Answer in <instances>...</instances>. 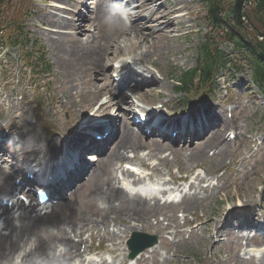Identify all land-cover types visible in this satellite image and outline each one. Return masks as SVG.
Wrapping results in <instances>:
<instances>
[{"label":"rangeland","instance_id":"rangeland-1","mask_svg":"<svg viewBox=\"0 0 264 264\" xmlns=\"http://www.w3.org/2000/svg\"><path fill=\"white\" fill-rule=\"evenodd\" d=\"M27 1L28 3L32 1L33 15L35 16L33 18L30 17L28 19L27 24L29 26V31L32 35H35L37 38L40 39L42 43L46 45L47 57L51 60V62L52 61L54 62V64L52 62V71H53V66H54L53 75H57V79L53 78L54 82L51 85L46 84V86L42 88L43 94L46 95V97H49L50 101L53 99L52 97L53 89L61 82L70 80L76 74L88 75V79L90 80V82L88 84H84L85 86H81V85H77L73 83V85L69 87H76L77 89H81L79 97L86 99L89 94L94 93V89H96L95 87L96 84H97L96 86H100V84H102L100 75L102 73H107L111 70V67H110L111 63L105 62V57L112 56L114 52L116 53L117 51H119V48L121 49H123V47H126L127 49L138 48V46L133 45V44H137L139 45L140 48L149 47V49L152 51L154 55L153 57L154 62L157 63L159 66V68H156L158 71L157 78L160 81H162L161 89H158L156 93L161 91L164 94V96H161L160 94L157 95L155 93L154 94L155 99H156L155 101L151 102L150 99L152 97H149L148 99H144L141 101L137 100V104L143 108H147L149 104H158V105L166 104L165 107L160 108L161 114H164L166 117L174 116V113L168 114L166 112V110H168L169 105L171 103L170 97L173 96L172 94L173 87H172V82L169 79V74H170V70L172 69V67H180L181 69H185V68L191 67L194 64L196 45L198 41L200 40V37L205 32L204 27L200 28V26H205V25L202 20L203 18L202 16L203 12L201 10L202 6L199 3H195V2L193 3V6H194L192 8L193 12L190 14V18H189V24L191 26L189 25L187 29V30H190L191 32L188 35L187 40L186 38L180 39V40L186 41L185 55H183L180 58L172 59L168 56L170 44L166 46V48L164 49L162 47L161 41L155 42L154 44L148 43V45H141L143 43V40L137 37L138 35L142 33L139 28L137 27L131 28L130 30H127V31L123 29L117 30L115 26L105 25L104 21L102 22L96 21L95 31L97 32L94 34L93 37H90V39L94 38L93 43H90L87 46L81 45L77 40H74L72 37H69V36L66 37V39L69 41H66L64 37H59L58 35L45 30V28L47 29L53 28V24L51 23V20H49L50 18H47L44 15V12L47 11L45 7L47 6L49 7L48 3L43 0H27ZM229 15L230 13H228V16ZM36 18L39 20V22L42 21L44 24L40 25L39 22L36 20ZM83 24L86 25V26H83L86 29L88 27H92L90 25L88 26V24L84 22ZM144 25L146 26L147 24L144 23ZM150 28L151 27L148 26L147 30L149 31ZM148 31H143V32H148ZM85 34H86L85 36L81 37L82 40H86V36L89 34L88 31H85ZM95 41L97 43H94ZM70 43H74L72 49L64 48V44H70ZM221 46L224 50L228 52L230 51L228 47H225V42H222ZM93 50H95L96 52L97 50H100L99 55L97 53L96 54L97 56L96 55L94 56ZM83 51L87 52L88 54L82 56ZM100 58H101V61L98 66L97 64ZM118 59L119 57H115L114 61ZM103 63L104 65L102 66ZM241 65H244V64L242 63V61H239L236 67L238 68L243 67ZM103 68H106V71H104ZM94 72H97V73L94 74ZM224 74L226 78L225 80L227 81L225 86L229 89V87L233 84L234 78L233 79L230 78V75H228L227 73H224ZM242 74L243 76H241V74L236 73V75H239L240 77H242L244 80L247 81V78H246L247 76L244 73V71H242ZM248 85H249V88L246 89L245 91L243 90L244 91L243 95H236L230 92L231 96H229V98H231L232 100L230 101V103L232 104L231 105V118H228L227 120L230 122L231 126L229 127V124H228L224 126L223 128L225 129V131L233 129L237 133V136L234 140L228 141L229 142L228 144L229 152L233 153V157H234L235 152L238 149V138L241 137L242 135L239 125L244 124L246 127H248V125L249 126L255 125L263 121L264 119V113L261 112V108L263 106L261 97L257 94V92L254 90V88L249 83ZM62 88H64V85ZM242 88L243 87L240 84L237 86V90H241ZM143 91H144L143 87H135L133 92L135 95L136 92L140 93ZM84 92H87V93L84 94ZM58 96L60 98L61 93H59ZM234 96L236 98H234ZM205 98L199 97L197 100L201 102H198L196 105L189 108L191 109L190 113L202 105L206 107L208 100H210V102L212 103V98H208V99H205ZM97 100H98L97 97L95 96L92 97V100L90 101V107L87 110L76 112L78 110L76 109V106H75L72 108L73 111L75 112L68 113V115L66 114V112L62 111L59 108L61 112L60 116L65 123V126H64L65 134H64L63 144L66 148H69L72 145L75 146L82 139L83 129L81 128V125L89 123L93 119H96L100 117V115H103L107 112V108L100 107L101 109L99 108L97 112L94 111L93 113L92 109L95 103L97 102ZM98 101H103V99L99 98ZM240 103H242V106L239 105ZM125 108L127 107L124 101L119 111L121 115ZM113 112L116 113L118 112V110L115 109L112 111V113ZM72 116H76V118L73 122V125L71 126V124L66 123V122ZM25 118L29 119V116L25 115ZM70 126L71 128H69ZM223 134H224V131L222 132V135ZM225 137L226 135L224 134V138ZM221 143H222V140H220L219 144L221 145ZM255 144H256V141H253L251 145H246L245 147L247 149H251V147H254ZM260 148L261 150L258 153L259 155L258 164L259 165H256V167H253V163H250L247 166L248 175L247 177H244L242 179V184L240 186H233L230 188L231 190H233L232 192H230V196H232L233 194L234 195L236 194V196H232L228 198L227 200H225L224 202H222L221 199H223L225 197V194L229 192V188H228L226 190L221 191V193L217 195L218 201H215V202L211 201L208 204L209 213L207 215L208 216L210 215L208 220H211L217 214V212L221 211V209H223L225 206L231 205L233 203L235 204L239 200H244L245 198L250 197L251 194L252 196L254 195L258 196L261 193V191L264 190L263 188V185H264V144L259 145V149ZM186 153H188V150H186ZM138 154H140V156L143 157L145 156V151L144 153L139 152ZM103 156H99L98 159L102 158ZM169 160H171L170 157H169ZM205 160L206 161L202 165H199V167H201V170L198 169V171L202 173L201 178H203V175L206 172L205 169H208V168L213 169L219 166V163L215 162L211 157H207ZM222 160L224 161V165L230 166L232 164V163H229V160H231V158L229 157L227 158L223 156ZM241 162L242 160L239 159L238 162L235 164L234 168L239 169ZM178 166L183 167V168H180L181 169L180 171H176V167ZM189 167L190 165L188 164L176 163V162L170 161L169 172L173 175V177H176V178L182 177L187 174L188 170H190L191 172L194 171L195 167H191V168ZM221 168L222 167H220L219 169ZM252 170H254L253 173H252ZM161 171L166 172L164 168H161ZM99 203L100 202L98 201L97 192L88 186H84L80 190V192L78 193L76 192L74 195H72V198L70 200H68L66 203H64L63 206L60 207L58 214L56 213V215L58 216L51 222V224L61 226L68 219L75 218L81 212H91L92 207L95 205H98ZM234 208H236V206H234ZM195 214L199 218L202 217V213L199 210H195ZM158 218H161V217H158ZM186 218L188 220H191L192 217L190 214H188ZM48 222H50L49 219L37 221L35 222V226H37L38 224L40 225V224L48 223ZM161 222L163 225L166 223L163 220ZM131 224H133V222H131ZM196 226L200 227L201 224H197ZM118 227L123 228V224H119ZM130 232L131 230L128 231L127 233L122 234L121 239H120L121 242L125 238H128ZM138 232L145 233L148 235H154V233L151 230H147V229L138 230ZM163 234L165 235L169 234V230L167 232L160 233V235H163ZM186 240L189 241L188 244H186V246H184L183 248L181 247L180 249H177L175 251L174 257L171 254L168 255L167 261H166L167 264H173L174 262H176V264H182V261H183V264H215L213 261L211 262V259H209V255L206 252V248H207L206 245H207V242H210L211 237L208 236V239L205 241L197 239L195 236H193L192 238L187 237ZM94 241L96 243L98 241V238H95ZM93 245L95 246L96 244H93ZM103 246L104 248L102 252H96L95 254L90 256L92 262L99 261L100 258H106L107 261H110L112 259L113 255L108 250L110 247H112L110 243L104 241ZM157 249H160V247H158ZM117 253H123L120 246H118ZM173 259H174V262H173ZM133 262L134 261H132L131 264H133ZM116 263H118V260L116 261ZM230 264L232 263L230 262Z\"/></svg>","mask_w":264,"mask_h":264},{"label":"bare ground","instance_id":"bare-ground-1","mask_svg":"<svg viewBox=\"0 0 264 264\" xmlns=\"http://www.w3.org/2000/svg\"><path fill=\"white\" fill-rule=\"evenodd\" d=\"M136 1H139V0H136ZM154 1L155 0H146L147 3L140 5V8H146L149 10V12L147 14L148 21L151 22L152 24H154L153 27L157 28L158 31L161 32V34H164L163 29L167 28L169 24H172V26L174 28L175 23H174V21H172V19H167V21L164 24H159L157 22L156 12L152 10V9H154V8H152L154 5ZM57 2H59V1H57ZM177 9L178 8L175 5H169L167 8L164 9L165 15H169L172 12H175ZM76 15H78V14H76ZM97 20L101 21L100 18H97ZM89 24H91L90 21H89ZM65 27L66 28H73V29L77 30L75 34H73V35L68 34V35H70L71 37H73L75 39H77L79 37V34L81 32V28L79 27V24H76L74 22L73 18H71L67 22ZM137 37H139V38H141V40H143V43L141 45H148V43L150 44L146 34H140ZM86 41H87L86 44L93 43V41H89V39H86ZM94 43H97V42L95 41ZM73 44L74 43L64 44V48H71L72 49ZM134 46H137V45H134ZM82 48H84V47H82ZM100 50H101V48H100ZM100 50H98L97 52L95 50H93V55L95 56L97 53L99 55ZM151 53H152V51L149 49V47L144 48V50H142L140 47H138V48H135V50H133L131 53L127 54V55H129L128 59H122L119 61V63H121L119 68H123L124 64H126V63H127V65L131 66V67L126 69V73H125V77L128 80H135V79H139L141 77V74L138 71H140L142 69H147L146 61H147L148 57L151 55ZM86 54H88V53L85 51L82 52V56H84ZM114 57H115V55H113L107 59L111 61ZM76 80L80 83L81 86H85L84 84H86V83L88 84L90 82V80L88 79V75H84V74H76L70 80L63 82L64 91L66 93V100H65L64 106L66 107L67 110L69 109L71 111H72V109H71L72 98L80 95V92L77 91L75 88L69 87V86H72L73 82ZM108 93H109V89H102L101 91H96L95 95H106ZM91 97H92V94H89L88 99H91ZM77 102H80V100H78ZM87 106L90 107V103L87 100H85V105H83V107L86 108ZM220 118L221 117L217 116L216 117L217 121H219ZM200 119L204 122L216 120L215 118L209 120L210 119L209 115H203L200 117ZM225 123L226 122H223V125ZM115 124H116V120L107 124L102 129V131H106L105 140H110V139H113L115 137L111 151L106 155L103 162L97 164L94 168H92L91 173L85 178V180L82 183V184H86L87 182L88 183L89 182H95V181H96L95 183L98 182L99 191H100V193L104 199L103 200V206L93 208V214H91V216L88 218V219H90V221L87 222L86 224H84L85 231L90 232L91 234L98 235V232L96 231V227H97L98 223H100V222L109 223L110 221H112L114 223L115 220H117L119 218H121L122 220L124 218L125 220H127L129 222V224L133 221V222L139 224L142 228L143 227H153V229H155L156 231L161 230L162 227L160 226V223L158 221H156L157 220L156 215L158 213H161L166 208L167 212H172V214L168 215L167 212H165V213H163V215L170 218L174 222L173 209H174L175 203L168 202L167 200L160 203L159 199L157 201L156 193H153L149 197V194L152 193V192H150L152 188L149 189L148 196L142 197L141 195H137L138 190H135L134 192L127 191V190L121 189L118 186H114V184L111 181L113 165H115L120 160L124 159L127 156L128 152L131 153L133 151V153H135L134 150L142 147V143L138 140V138H139L138 133L130 132V129L127 126H124V128H117V126ZM157 126H159V125H157ZM166 127H167V129H172L174 127V123H169L166 125ZM204 127L205 126L200 125L199 128H201V130H202ZM211 134L212 135L210 137H208L207 140H205V142L203 143V145H201V147L196 148L195 150H193L189 153V155L187 156V159L194 161L197 159H204L205 158L204 148L207 145L214 146V145H216V142H217L216 140L222 139L217 130L213 131ZM179 135H180L179 133H175V135H171L170 140H173V142L179 143ZM160 137H163V136H160ZM174 137H175V140H174ZM186 137H189V136H186ZM35 138L38 141L43 140L46 144V154H45L43 160L37 159L36 153H31V154H26V155L28 157H31L32 161H30V162H35L37 165H40V163H42V165L45 166L46 165L45 164L46 157L48 155L54 154L55 150L57 149V144L59 142V139H57L55 137L40 138L38 136H35ZM143 145L145 148H147L149 150V152H159L163 147L167 146V144H165L164 141L159 140V139H149L147 142H144ZM4 152H7V154H9V152L7 151V147L0 148V155ZM130 160H132V159H130ZM56 163H58V162L49 161L48 165H49V167L50 166H57ZM49 167L47 166V171H49ZM73 170H75V169L72 168L71 171H73ZM77 173H79V172H77ZM82 176L83 175L81 174V177ZM46 180L48 181V178ZM7 184H8V182H5V183L0 182V191L7 189L8 188ZM198 185H199V183H198ZM189 186L192 188L194 187L196 189V185L194 183H193V185L190 184ZM204 190H205V188H202V191H204ZM135 195H137V196H135ZM196 196H197L196 192H193L192 194L183 195V197L181 198V201H179V203L175 204V205L181 206L183 210L187 211V210L191 209L193 207L194 203L197 201ZM232 196H236V194L235 195L233 194ZM232 196H227L226 199H228V197H232ZM30 211H31V209L29 211L22 210L21 214L18 215V219H20L23 222H28V221H36L38 218H40V213L39 214H37V213H31L30 214ZM1 215L6 216L4 219V229L5 230H9L12 227H14L13 218L8 217L9 211L4 209V210H2ZM86 216L87 215H85V214H79L78 217L81 218L82 220H85ZM151 219H153L156 222L155 223L152 222ZM242 223H244V221H242ZM239 224L240 223H236L235 225H239ZM47 225L48 224L40 226V231L37 232L38 244L40 246L43 245V247H49L53 244L52 241L47 242L50 240L51 233L41 234L42 231L47 227ZM124 225H127V228H129V229H131L132 227H135V225L131 226V225H128L127 223H124ZM73 227H74V224H71L69 228H73ZM59 230H60V232L58 233L57 238L59 237L61 242H63L65 245H70L71 247H74V245L71 243V241H69L67 239V236L65 235V233L63 231H61V229H59ZM213 230L215 233H220V226L218 223L213 226ZM79 235L81 236L82 233L80 232ZM102 237H105L106 241L110 242L111 239L113 238L112 232L109 230H106L104 233H102ZM162 243L166 248H168L169 244L167 242H162ZM19 247H20L19 239L13 231H10L7 235H3V236L1 235L0 236V259H2L4 257L5 250H7L9 252L10 249H16ZM6 256L3 259H5ZM230 258H235V253L233 251L230 252ZM154 262H156V259H154L152 257L151 264H153ZM99 264H106V260H104V261L102 260ZM137 264H147V261L143 260L142 262L137 263ZM258 264H264V257H262L260 259V261H258Z\"/></svg>","mask_w":264,"mask_h":264},{"label":"clouds","instance_id":"clouds-1","mask_svg":"<svg viewBox=\"0 0 264 264\" xmlns=\"http://www.w3.org/2000/svg\"><path fill=\"white\" fill-rule=\"evenodd\" d=\"M103 21L107 26H115L117 30L131 26L130 9L126 6V0H106ZM5 130L9 124L0 123ZM25 133L27 129L23 130ZM14 145V147H13ZM10 150L17 153L18 159H23L26 154L36 153L37 159L43 160L46 154V144L43 140H37L33 135L26 134L23 138L15 131L12 132L8 141ZM14 257V255L12 256ZM31 264H67L62 257H58L55 252H50L48 256L36 254L31 256Z\"/></svg>","mask_w":264,"mask_h":264},{"label":"trees","instance_id":"trees-1","mask_svg":"<svg viewBox=\"0 0 264 264\" xmlns=\"http://www.w3.org/2000/svg\"><path fill=\"white\" fill-rule=\"evenodd\" d=\"M214 5H215V8H216V12L214 13V17H217L218 16V11H217V5H216V0H211ZM259 2V5H256L254 9H252V14L251 16L253 17L255 14L257 15V17L259 18L258 20L260 21L259 22V26L262 30H264V14L262 15V13H260L259 11V7L264 4V0H258ZM234 14H235V21H234V24L238 27H243L244 24L242 23L241 21V17H242V13L240 12V8H241V4H242V0H234ZM247 16V15H246ZM249 18V17H248ZM256 46L257 48H260L261 50L264 51V39L261 40V41H257L256 42ZM256 74L257 76L259 77L260 79V72L256 71Z\"/></svg>","mask_w":264,"mask_h":264}]
</instances>
